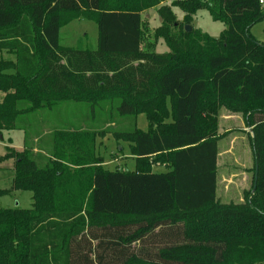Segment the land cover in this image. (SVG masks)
<instances>
[{"label": "trees", "instance_id": "16d2710c", "mask_svg": "<svg viewBox=\"0 0 264 264\" xmlns=\"http://www.w3.org/2000/svg\"><path fill=\"white\" fill-rule=\"evenodd\" d=\"M167 1L160 17L178 33L168 52L146 51L142 13ZM261 1L0 0V50L15 57L0 58V135L21 130L26 141L0 160H15L12 190L34 200L0 208V264H264V43L251 33ZM199 9L226 24L219 38L186 30ZM80 18L96 21V49L61 44V28ZM108 99L150 122L114 132L135 170L96 157L94 134L106 130L57 131L46 143L55 155L38 153L37 112ZM223 109L252 131L253 183L241 202L218 196Z\"/></svg>", "mask_w": 264, "mask_h": 264}, {"label": "rangeland", "instance_id": "374dc122", "mask_svg": "<svg viewBox=\"0 0 264 264\" xmlns=\"http://www.w3.org/2000/svg\"><path fill=\"white\" fill-rule=\"evenodd\" d=\"M170 3V1L162 2L159 6L147 9L142 13L145 33L143 41L144 50L158 53L169 51L166 37H173L178 31L174 26V22H169L167 20L164 21V19L160 17L159 9ZM172 11L177 17L175 20H178L177 24L186 25L183 21L186 13L179 7H173ZM193 19V23L190 24L191 31L198 30L199 32L207 33L214 38H219L227 27L225 23L215 20L207 9H199L193 15ZM161 27H163V29H161ZM251 33L258 41L264 43V19L252 27ZM196 35L197 34L193 35V37ZM60 37L61 44L64 46L67 45L69 47L81 49H96L99 38L98 25L96 21L92 19L80 18L72 21L67 26L62 27ZM2 56L7 55L0 53V57ZM13 59L14 57L11 56L8 60ZM168 102L169 108H171L170 100ZM115 103V100L111 101L108 99L101 105L92 107L87 103L70 101L59 104L54 108L37 112L39 115L38 118L43 121V125L38 135V142L34 143L39 150L38 153L46 158H51L55 155L53 146H48L46 143L50 140L53 141L57 131L72 132V130H79L81 128H83V130H97L100 132L106 130V132L102 134H94L96 157L102 158L104 167L109 170L125 167H128L129 170H135L137 168V162L130 157L131 150L129 143L125 142L124 139L117 138L114 135V132L130 130L135 126L143 131H147L150 122L145 113H139L137 115L136 123L133 115L122 116L119 111H117ZM220 115V133L221 135L226 134L222 136L227 137L224 138L223 145L225 146L227 142H229V144H231V142L233 143L235 157L240 162L236 165L237 167L235 171L238 173L246 172L248 174L249 178L246 189L251 188L254 175V160L247 132L241 129L243 128L242 125L244 118L240 114L241 118L235 117V115L224 109ZM226 115L231 116L227 118L228 116ZM31 116V118H33L36 115ZM106 121H109L110 125H107ZM129 121H132V127L129 124L131 123ZM227 129L231 130L227 131ZM10 139L12 140L11 143ZM24 142L26 143L24 131H4L3 139H0V157L5 156L8 147L21 150L20 147H23ZM90 143H92V139L87 137V144ZM220 148L222 149L221 145ZM14 163V159L0 160V189L11 190L9 194L0 196V208H31L34 201L33 193L31 191L12 190ZM152 170L156 173H161L167 172L169 169L166 166L154 165ZM220 171H224V169H221ZM80 180L81 184H86L88 182L86 175L77 179V183H79ZM239 197L243 198L244 193H240ZM220 199L224 202L240 201L237 196L227 199L222 195L220 196Z\"/></svg>", "mask_w": 264, "mask_h": 264}, {"label": "crops", "instance_id": "0c3cea01", "mask_svg": "<svg viewBox=\"0 0 264 264\" xmlns=\"http://www.w3.org/2000/svg\"><path fill=\"white\" fill-rule=\"evenodd\" d=\"M263 2H264V0H263ZM0 53L7 55V56H2V57H4V59H9V58H11V56L14 57V53L12 51H9V50H0ZM2 57H0V58H2ZM14 59H15V57H14ZM233 115H235V117L241 118V116L239 114H233ZM226 116H228L227 118H229L231 115H226ZM242 126H243V128H241V129L243 131H246L247 136L249 137L252 131H251V127H249L246 124L245 119L243 120ZM229 130H231V129H229ZM229 130L227 129V131H229ZM219 134H221L220 133V126H219ZM222 135H226V134H222ZM224 138H227V137L226 136L222 137L218 143V146H219L218 196L220 198V196L223 195L227 199L233 198V196H237V198L240 200L239 202H241V201H243L244 197L240 198L239 197L240 193H245L247 190L250 189V188L246 189L249 176L246 172L245 173L244 172L238 173L235 171V169L237 167L236 165L239 164L240 162L235 157V150H234L235 148L233 146V143L231 142V144H229V142H227L226 145L224 146L223 145L224 144ZM220 145L222 146V149L220 148ZM20 148L22 150L24 148V145H23V147H20ZM130 157L134 159V157H132V156H130ZM221 169H224V171H220ZM228 202H230V201H228ZM228 202H224V203H228Z\"/></svg>", "mask_w": 264, "mask_h": 264}, {"label": "water", "instance_id": "95a60500", "mask_svg": "<svg viewBox=\"0 0 264 264\" xmlns=\"http://www.w3.org/2000/svg\"><path fill=\"white\" fill-rule=\"evenodd\" d=\"M186 30H187V31H191V26H190V25H187V26H186ZM0 138H3V136L0 135ZM254 190H255V188H254Z\"/></svg>", "mask_w": 264, "mask_h": 264}, {"label": "built area", "instance_id": "2783aa9c", "mask_svg": "<svg viewBox=\"0 0 264 264\" xmlns=\"http://www.w3.org/2000/svg\"><path fill=\"white\" fill-rule=\"evenodd\" d=\"M261 2H263V0Z\"/></svg>", "mask_w": 264, "mask_h": 264}]
</instances>
